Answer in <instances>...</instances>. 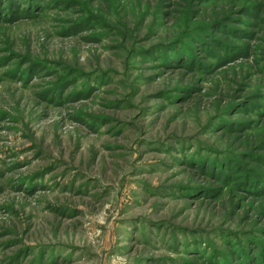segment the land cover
Segmentation results:
<instances>
[{"label":"rangeland","instance_id":"1","mask_svg":"<svg viewBox=\"0 0 264 264\" xmlns=\"http://www.w3.org/2000/svg\"><path fill=\"white\" fill-rule=\"evenodd\" d=\"M0 264H264V0H0Z\"/></svg>","mask_w":264,"mask_h":264}]
</instances>
